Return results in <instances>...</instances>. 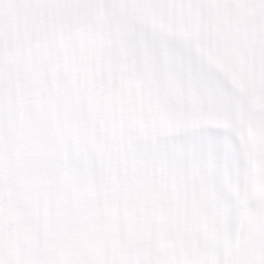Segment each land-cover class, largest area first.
Wrapping results in <instances>:
<instances>
[{
  "label": "snow or ice",
  "instance_id": "1",
  "mask_svg": "<svg viewBox=\"0 0 264 264\" xmlns=\"http://www.w3.org/2000/svg\"><path fill=\"white\" fill-rule=\"evenodd\" d=\"M0 264H264V0H0Z\"/></svg>",
  "mask_w": 264,
  "mask_h": 264
}]
</instances>
